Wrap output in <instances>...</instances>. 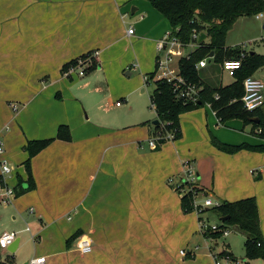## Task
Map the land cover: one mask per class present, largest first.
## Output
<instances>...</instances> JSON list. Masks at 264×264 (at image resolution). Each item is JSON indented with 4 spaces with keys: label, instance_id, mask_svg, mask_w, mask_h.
Masks as SVG:
<instances>
[{
    "label": "crops",
    "instance_id": "obj_1",
    "mask_svg": "<svg viewBox=\"0 0 264 264\" xmlns=\"http://www.w3.org/2000/svg\"><path fill=\"white\" fill-rule=\"evenodd\" d=\"M169 32L168 20L148 0H0V139L2 157L12 166L10 208L18 216L34 214L31 239L40 242L34 257H45L46 264H215L222 252L226 264H264L228 261L226 255L234 258L229 242L215 253L218 239L200 231L194 212L181 209L178 184H172L189 170L201 196L230 203L254 197L264 238V153L228 154L213 144L263 145L252 125L238 119L220 124L204 105L179 115V139L152 149L148 130L138 135L137 126L113 128L82 116L89 95L103 94L113 80L124 82L125 69L138 68L146 83L156 69L157 43ZM87 54L93 57L84 69L91 61L95 68L64 77L63 66ZM209 62L197 68L205 80L222 87L234 81ZM222 73L231 80L223 84ZM60 125L68 127L71 140L55 139L31 159L32 188L18 194L28 186L23 147L54 138ZM2 220L0 212V229ZM77 231L90 238V253L80 254L76 241L66 247ZM17 239L12 255L0 252L1 262L19 264ZM203 246L205 253H196Z\"/></svg>",
    "mask_w": 264,
    "mask_h": 264
},
{
    "label": "trees",
    "instance_id": "obj_2",
    "mask_svg": "<svg viewBox=\"0 0 264 264\" xmlns=\"http://www.w3.org/2000/svg\"><path fill=\"white\" fill-rule=\"evenodd\" d=\"M152 7L164 16L171 27V33L182 45H187L191 41L193 31L204 33L208 41L197 44L187 57H182L178 61L179 77L188 85L196 88V100L193 102L188 98L180 96V92H175L174 84L165 80H154V89L150 96L151 105L154 107L158 125L154 126L151 133L156 140V147L166 141V134L170 133L172 140L181 137L179 128V115L208 105L214 112L218 122L224 124L233 119L241 120L244 125H252V128L259 131L258 138L264 140V105L254 112L248 113L243 110L240 99L243 95V80L253 75L258 69L264 66V57L249 52L241 59V67L234 72V81L222 87L220 84L211 83L201 76V72L196 65L203 59L208 60L215 70H218L224 59L235 60L240 58L241 51L230 50L225 47V38L232 29L236 20L241 17L256 16L264 13V0H148ZM90 54L81 56L86 59ZM232 58V59H231ZM77 59L71 60L63 66L62 72L70 66H76ZM95 68V63L91 61V66L86 70ZM85 70V71H86ZM155 72L147 75V82L152 81ZM256 118L258 123L250 121ZM70 141L69 129L65 125H60L54 138L45 140L28 141L23 147L28 158L24 162L28 174V186L20 189L18 194L29 191L31 185L30 161L40 151L46 148L54 140ZM213 144L218 150L228 154H233L239 150L246 149L254 152L264 153V144L249 146L240 144L229 146L213 140ZM20 184V181H19ZM183 188V187H180ZM185 188V186H184ZM183 188V189H184ZM198 193L201 190H197ZM193 191H187L181 197V209L186 212H193ZM213 211L218 217L227 219L221 221L220 227L226 229L236 228L245 236L244 254L248 260L261 259L264 263V238L260 230L258 209L254 197L241 199L235 202H220L214 208L204 210ZM82 232L77 231L66 240V247L74 243ZM207 237L218 239L219 232L206 231ZM223 252L219 256H223ZM230 261L235 258L230 255ZM0 264H8L0 262Z\"/></svg>",
    "mask_w": 264,
    "mask_h": 264
},
{
    "label": "rangeland",
    "instance_id": "obj_3",
    "mask_svg": "<svg viewBox=\"0 0 264 264\" xmlns=\"http://www.w3.org/2000/svg\"><path fill=\"white\" fill-rule=\"evenodd\" d=\"M264 18L261 20H256L255 16L249 17H241L234 23L232 29L227 33L225 38V47L230 50H238L243 52L244 54L253 52L259 54L264 57ZM196 47V44H190L184 48H182V57H187L188 54ZM181 57V58H182ZM180 58H176V61L171 65L173 69H175V64L178 63ZM230 58L224 59L229 60ZM232 59V58H231ZM239 59V58H238ZM235 59V60H238ZM135 64V63H133ZM221 67V66H220ZM178 68V64H177ZM221 69V68H220ZM85 70V69H84ZM79 69L76 70V74ZM126 72H131V76H127ZM203 70L201 71V76H203ZM219 74V72H215L214 75ZM90 75V74H88ZM223 75V84L229 82L231 80L230 77L227 76L226 73H222ZM255 77L260 79V81L264 85V68L259 70ZM83 79V78H80ZM123 81H115L113 80V84L111 88L105 91V87H103L104 93H93L89 95V99L86 102L85 113L82 114L85 120H89L91 123H105L108 126H113V128H125V127H134L137 126V129L134 130V133L140 134L142 131H150L152 132L154 126L152 122L156 120V114L154 107L151 105L150 96L155 87L154 78L152 81H148L145 83L143 80V74L138 68H133L129 70V68L124 70L123 73ZM142 91V92H141ZM124 93V101L121 100V94ZM264 94V91H263ZM112 100V104H110L109 100ZM116 103H118L120 107H116ZM102 109V110H101ZM90 118V119H89ZM250 129V127L248 128ZM242 133V131H237ZM248 135V132H244ZM250 136V135H249ZM166 139L168 138L165 136ZM152 139V136H150ZM169 139V138H168ZM18 169V168H17ZM14 170V169H13ZM175 181L173 187H183L186 188V177L182 175L181 177L174 178ZM197 198L199 200H203V196L198 194ZM2 207V208H1ZM0 212L3 213L2 227L1 231H14L19 232L17 237L20 239V247L15 255L18 256L19 264H24L29 261L32 257L35 256V247L37 243H40L39 240H32L31 235L35 236L33 233L36 231L37 220L34 217V214H29L28 212L24 213L22 216L15 215L10 205L6 207L1 205ZM8 207V208H7ZM4 208V209H3ZM13 216L15 220H13ZM73 213L71 212L68 217L70 220L64 217V221L71 222L73 218ZM204 217L208 219V224L211 226L213 223L220 225L222 222L218 220V214L213 211L205 212ZM30 229V231H25L24 229ZM121 228H119L120 230ZM0 231V232H1ZM113 232V231H112ZM228 235L225 238H218L217 240L218 246L214 247L216 249L215 253L221 249V246L227 244L229 242V251L234 255L235 260L238 262H242L245 258L244 247H243V238L245 237L243 233L239 232L236 228L232 227L228 230ZM114 233V232H113ZM115 234V233H114ZM115 234V235H122ZM74 245V244H73ZM73 247V246H72ZM119 247V246H117ZM183 251L184 247L179 246ZM204 246L199 247L196 253L202 254L205 253ZM92 250V246H91ZM172 248L169 249L168 255L171 254ZM185 252V251H184ZM4 253H7L6 251ZM170 253V254H169ZM7 255H12V253H7ZM4 254H2L1 259L3 260ZM216 258L222 264H226L223 260L222 256L217 255ZM188 260V259H187ZM181 261H183L181 259ZM172 262H170L171 264ZM161 264H169V262L161 263ZM233 264V263H232Z\"/></svg>",
    "mask_w": 264,
    "mask_h": 264
},
{
    "label": "built area",
    "instance_id": "obj_4",
    "mask_svg": "<svg viewBox=\"0 0 264 264\" xmlns=\"http://www.w3.org/2000/svg\"><path fill=\"white\" fill-rule=\"evenodd\" d=\"M257 18L264 17V13H259L256 15ZM133 29L131 27L127 30V35L133 34ZM199 33L193 31L191 34V41L189 44H196ZM187 45H182L176 38L173 37L172 33H166L164 37L157 43L156 51H157V59H156V69L154 80H165L167 83H173L175 92H180V96L184 98H188L191 101L196 100V88L192 85H188L184 82V80L179 77V70L177 68V64H175V69L171 67V65L176 61V58H181L182 48ZM97 53H94V56ZM245 56L242 52L240 54V58L238 60H225L221 64V68L224 72H226L229 76L234 75V72L241 67V59ZM93 57V56H91ZM211 58V57H208ZM90 61V56L86 59H77L76 66H70L63 72L64 77L70 78L72 74H75L76 70L79 69L77 75L83 76L84 67ZM207 64V60L203 59L200 61L196 68H203ZM243 95L240 99L242 104V108L244 111L251 113L261 108L264 105V85L263 83L255 78L253 75L246 77L243 82ZM118 106L119 104L116 103ZM259 133V131H257ZM171 138V136H168ZM156 139L152 138L148 141L149 146L154 149L156 147ZM4 147L3 142L0 139V205L7 206L12 203V200L15 198L14 188L11 187L7 183V179L10 177L12 173V166L10 163L3 158ZM188 169V168H187ZM186 188L175 187L176 191L180 198L187 191H193V212L198 216L199 228L201 232L210 231V232H219L222 237H226L228 235V229L224 227H220V225L212 224L209 226L208 222L203 217L204 210L208 208H214L220 205V202L214 201L211 197L203 196V200H199L197 198L198 193L196 187V176L187 171L186 174ZM26 230H29L28 228ZM17 239V233L12 231H4L0 234V252L7 251L8 247H10ZM33 239V236H32ZM91 240L87 236H81L76 240L75 249L82 255L88 254L91 252ZM182 256L185 255V252L180 251ZM228 261H230L229 257H226ZM1 262V258H0ZM215 264H219L217 258L214 256ZM26 264H46L45 257H32Z\"/></svg>",
    "mask_w": 264,
    "mask_h": 264
},
{
    "label": "water",
    "instance_id": "obj_5",
    "mask_svg": "<svg viewBox=\"0 0 264 264\" xmlns=\"http://www.w3.org/2000/svg\"><path fill=\"white\" fill-rule=\"evenodd\" d=\"M263 28H264V25H263ZM205 39H206V35L204 33H200L198 35L197 44L202 43ZM211 56H212V53H210V57ZM250 121L253 122V123H256V124L258 123V120L256 118H251ZM158 123L159 122L156 119V120H154L152 122V125L156 126V125H158ZM227 218L228 217L221 218V221H223V220H225ZM17 245H18V239H16V241L10 247H8V251H10L11 253H14V251L16 250ZM24 264H26V263H24Z\"/></svg>",
    "mask_w": 264,
    "mask_h": 264
}]
</instances>
